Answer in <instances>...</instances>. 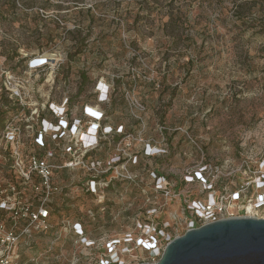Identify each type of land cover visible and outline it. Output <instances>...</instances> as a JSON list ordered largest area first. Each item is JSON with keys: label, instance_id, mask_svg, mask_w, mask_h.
I'll return each instance as SVG.
<instances>
[{"label": "rangeland", "instance_id": "374dc122", "mask_svg": "<svg viewBox=\"0 0 264 264\" xmlns=\"http://www.w3.org/2000/svg\"><path fill=\"white\" fill-rule=\"evenodd\" d=\"M51 48L55 59L72 53L66 66L68 85L79 94L75 104L91 99L94 83L104 77L113 84L107 104L112 123L134 128L129 102L145 106L136 112L147 123L146 134L169 139L172 153L160 163L169 162L177 174L195 169L204 152L213 166L224 163L213 179L218 188L237 180L243 160L255 173L242 179L258 176L264 160V0H0V108L2 69L18 70L20 53ZM35 85L49 93L41 80ZM63 89H53L55 98ZM46 99L37 93L32 102ZM163 126L175 130L161 132ZM10 164L0 158V200L12 182ZM181 182L178 190L185 187ZM201 185L191 182L182 193L196 197ZM17 196L27 200L32 193ZM184 198L170 201L162 217L183 215ZM91 206L50 204L54 216L74 218ZM129 221L120 220L119 229ZM184 225L182 220L175 229ZM42 238L29 251L41 248ZM21 248L27 250L24 241Z\"/></svg>", "mask_w": 264, "mask_h": 264}, {"label": "built area", "instance_id": "2783aa9c", "mask_svg": "<svg viewBox=\"0 0 264 264\" xmlns=\"http://www.w3.org/2000/svg\"><path fill=\"white\" fill-rule=\"evenodd\" d=\"M56 55L54 48L26 51L20 53L18 70L2 69V88L19 111L0 131V158L11 161L13 172L23 185L33 186L36 196L22 200L11 182L1 190L8 194L0 200L5 212L0 216V264L156 263L168 243L191 228L229 217H264V160L254 180L240 176L255 173L249 160H243L237 180L219 188L213 179L224 163L213 166L204 152L195 169L177 174L169 162L160 163L172 153L169 139L146 134L147 123L138 114L145 106L133 98L129 102L134 128L112 123L107 104L113 84L104 77L94 83L91 99L75 104L79 94L68 85L72 77L61 73L69 53L60 59ZM37 80L50 88L48 94L37 89ZM59 85L64 89L55 98L53 89ZM37 93L48 99L32 102ZM169 130L175 129L160 128ZM36 177L38 184L33 183ZM177 179L185 187L175 188ZM195 181L202 184L197 196L184 195ZM62 195L66 198L58 202ZM177 196L185 197L183 215L162 217ZM50 204L92 206L74 218L54 216ZM117 204L120 209L113 211ZM131 207L136 211L129 217ZM125 218L130 225L119 229ZM182 220V229H175ZM39 235L43 246L29 251Z\"/></svg>", "mask_w": 264, "mask_h": 264}, {"label": "water", "instance_id": "95a60500", "mask_svg": "<svg viewBox=\"0 0 264 264\" xmlns=\"http://www.w3.org/2000/svg\"><path fill=\"white\" fill-rule=\"evenodd\" d=\"M264 264V217L236 216L187 230L156 263Z\"/></svg>", "mask_w": 264, "mask_h": 264}, {"label": "trees", "instance_id": "16d2710c", "mask_svg": "<svg viewBox=\"0 0 264 264\" xmlns=\"http://www.w3.org/2000/svg\"><path fill=\"white\" fill-rule=\"evenodd\" d=\"M78 53H80V50ZM70 55H72V53H69V56ZM61 73L64 75H67L69 73V68L66 66V64L62 67ZM82 77H83V81H86L87 76L84 72H83ZM2 91H3L2 92L3 105L0 108V130L4 127L5 123L7 122V120L9 118L11 116L17 114V112L19 111L18 107H16L12 103V99L10 97H8L4 88H2ZM35 151L37 153H40V150L37 148L35 149ZM9 177H10V180L12 181L11 183H14L16 185L17 189H19L21 192H23L24 190L25 191L28 190L32 193V196L30 198H32V197L34 198L36 196V192L33 190V186L32 185H28V186L23 185L21 180L16 176V174L14 172H12L11 174L9 173ZM39 182H40L39 178L36 177L33 183L38 184ZM1 189H3V188H1ZM65 198H66V196L62 195V197L59 200H61L63 202ZM59 200H58V202H61ZM2 215L3 216L5 215L4 210H0V216H2ZM94 227L96 228L97 224H95Z\"/></svg>", "mask_w": 264, "mask_h": 264}]
</instances>
